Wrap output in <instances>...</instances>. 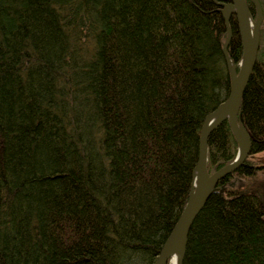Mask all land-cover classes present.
<instances>
[{
	"label": "trees",
	"instance_id": "1",
	"mask_svg": "<svg viewBox=\"0 0 264 264\" xmlns=\"http://www.w3.org/2000/svg\"><path fill=\"white\" fill-rule=\"evenodd\" d=\"M259 2L238 118L250 154L194 220L182 264H264ZM216 3L230 0H0V264L155 263L187 203L203 121L229 95ZM230 28L237 64L234 16ZM237 150L224 121L208 174Z\"/></svg>",
	"mask_w": 264,
	"mask_h": 264
},
{
	"label": "water",
	"instance_id": "2",
	"mask_svg": "<svg viewBox=\"0 0 264 264\" xmlns=\"http://www.w3.org/2000/svg\"><path fill=\"white\" fill-rule=\"evenodd\" d=\"M250 1L256 10L255 21L249 13L246 0H230V3H216L220 8L227 35L222 46V53L230 76L229 95L203 121L199 136L198 159L193 171L187 203L154 264L170 263L175 253H178L176 264H182L188 234L194 220L219 182L241 167L250 154V139L239 124L238 118L242 97L257 60L260 45L259 29L263 20V11L259 0ZM233 16L237 23L242 48V57L238 64L232 62L228 56V46L232 38L230 20ZM224 121H228L231 132L237 142V155L232 163L210 175L207 172L208 138L212 131ZM260 168H264V164ZM242 183L241 179H236L230 186L235 187L236 184Z\"/></svg>",
	"mask_w": 264,
	"mask_h": 264
},
{
	"label": "rangeland",
	"instance_id": "3",
	"mask_svg": "<svg viewBox=\"0 0 264 264\" xmlns=\"http://www.w3.org/2000/svg\"><path fill=\"white\" fill-rule=\"evenodd\" d=\"M252 159H253V162H252L253 164H255V165H263L264 164V153L257 154V155H255V157H252ZM259 173H260L261 179H264V170L259 172ZM168 264H172V262H170Z\"/></svg>",
	"mask_w": 264,
	"mask_h": 264
},
{
	"label": "bare ground",
	"instance_id": "4",
	"mask_svg": "<svg viewBox=\"0 0 264 264\" xmlns=\"http://www.w3.org/2000/svg\"><path fill=\"white\" fill-rule=\"evenodd\" d=\"M177 258H178V253H175L174 255H173V258H172V264H176V262H177Z\"/></svg>",
	"mask_w": 264,
	"mask_h": 264
}]
</instances>
